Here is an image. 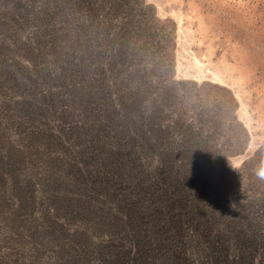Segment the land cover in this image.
I'll return each instance as SVG.
<instances>
[{"label": "trees", "instance_id": "1", "mask_svg": "<svg viewBox=\"0 0 264 264\" xmlns=\"http://www.w3.org/2000/svg\"><path fill=\"white\" fill-rule=\"evenodd\" d=\"M171 24L0 0V264H264V146L234 162L238 101L176 78Z\"/></svg>", "mask_w": 264, "mask_h": 264}, {"label": "rangeland", "instance_id": "2", "mask_svg": "<svg viewBox=\"0 0 264 264\" xmlns=\"http://www.w3.org/2000/svg\"><path fill=\"white\" fill-rule=\"evenodd\" d=\"M148 3L160 21L175 28L176 78L224 87L238 101L237 117L249 133L247 149L233 158L241 165L264 146V0ZM122 157L123 150H114L109 170L115 167L113 159L125 164ZM184 175L174 176L172 185L184 184Z\"/></svg>", "mask_w": 264, "mask_h": 264}]
</instances>
